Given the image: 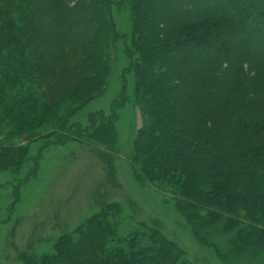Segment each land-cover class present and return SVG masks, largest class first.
Returning <instances> with one entry per match:
<instances>
[{
	"label": "trees",
	"instance_id": "16d2710c",
	"mask_svg": "<svg viewBox=\"0 0 264 264\" xmlns=\"http://www.w3.org/2000/svg\"><path fill=\"white\" fill-rule=\"evenodd\" d=\"M121 1L130 12L129 54L137 53L124 73L132 74L142 103L131 156L136 174L174 186L188 205L206 201L212 218L240 211L242 223L264 227V0ZM113 4L0 0V125L14 116V132L24 121L40 122L62 99L91 100L104 90ZM241 31L247 40L259 37L263 54L231 44ZM74 125L62 129L59 142L72 138ZM97 218L77 242L57 243L60 264L175 263L169 241L110 247Z\"/></svg>",
	"mask_w": 264,
	"mask_h": 264
},
{
	"label": "rangeland",
	"instance_id": "374dc122",
	"mask_svg": "<svg viewBox=\"0 0 264 264\" xmlns=\"http://www.w3.org/2000/svg\"><path fill=\"white\" fill-rule=\"evenodd\" d=\"M208 1L203 6L222 2ZM168 10L176 11L174 6ZM111 19L116 35L100 94L91 100L62 99L40 122L24 121L14 132L15 117H2L0 264H60L54 257L57 243L63 237L77 242L97 217L110 247L140 250L155 247L156 240L169 241L177 249L174 264H264L260 223H242L240 211L212 218L207 212L213 206L206 201L188 205L174 186L136 174L139 164L131 156L142 103L134 97L132 74L124 73L137 58L135 51L129 54L128 4L114 0ZM248 36L237 32L231 44L263 54L259 37L250 41ZM62 96L63 90L59 100ZM72 124V138L59 142L62 129Z\"/></svg>",
	"mask_w": 264,
	"mask_h": 264
}]
</instances>
